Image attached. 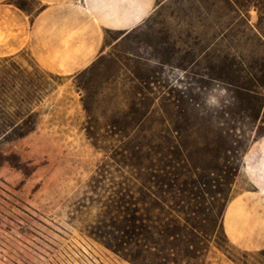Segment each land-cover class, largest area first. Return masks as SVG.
<instances>
[{
  "label": "rangeland",
  "instance_id": "374dc122",
  "mask_svg": "<svg viewBox=\"0 0 264 264\" xmlns=\"http://www.w3.org/2000/svg\"><path fill=\"white\" fill-rule=\"evenodd\" d=\"M157 3L79 74L44 77L36 129L0 139V264H264L221 227L264 134L258 11ZM6 58L37 70L26 51Z\"/></svg>",
  "mask_w": 264,
  "mask_h": 264
},
{
  "label": "crops",
  "instance_id": "0c3cea01",
  "mask_svg": "<svg viewBox=\"0 0 264 264\" xmlns=\"http://www.w3.org/2000/svg\"><path fill=\"white\" fill-rule=\"evenodd\" d=\"M9 1L0 0V57L26 51L40 69L67 76L102 56L107 32L126 35L158 7L157 0H34L26 11ZM221 227L233 246L264 249V134L241 156Z\"/></svg>",
  "mask_w": 264,
  "mask_h": 264
},
{
  "label": "trees",
  "instance_id": "16d2710c",
  "mask_svg": "<svg viewBox=\"0 0 264 264\" xmlns=\"http://www.w3.org/2000/svg\"><path fill=\"white\" fill-rule=\"evenodd\" d=\"M228 1L238 9L245 7L246 2L254 3L259 15L256 36L264 44V0ZM9 2L24 10L15 0ZM10 60L6 57L0 59V139L19 138L36 129L39 117L36 107L41 103L48 84L43 79L46 77L54 82L59 77L38 66L37 70L29 71ZM151 144L148 143V148Z\"/></svg>",
  "mask_w": 264,
  "mask_h": 264
}]
</instances>
